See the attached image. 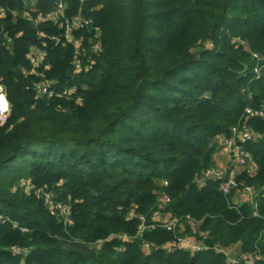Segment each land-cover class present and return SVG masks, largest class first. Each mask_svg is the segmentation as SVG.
<instances>
[{
  "label": "trees",
  "instance_id": "trees-1",
  "mask_svg": "<svg viewBox=\"0 0 264 264\" xmlns=\"http://www.w3.org/2000/svg\"><path fill=\"white\" fill-rule=\"evenodd\" d=\"M59 1L60 20H37ZM77 15L90 24L67 41ZM31 48L45 52L34 74ZM42 81L53 82L52 97L37 95ZM0 83L10 104L0 264H227L236 245V264H264V118L245 113H264V0H0ZM232 127L258 135L244 144L255 173L237 176L256 190L254 205L233 203L220 179L197 183ZM36 189L69 203L73 225L51 216ZM158 193L183 232L138 233L127 218L133 210L149 222ZM187 216L201 221L207 249L166 253L164 244L194 235Z\"/></svg>",
  "mask_w": 264,
  "mask_h": 264
},
{
  "label": "built area",
  "instance_id": "built-area-1",
  "mask_svg": "<svg viewBox=\"0 0 264 264\" xmlns=\"http://www.w3.org/2000/svg\"><path fill=\"white\" fill-rule=\"evenodd\" d=\"M64 10H65V5L63 4L62 1H59L52 11L46 13L45 15H38L37 20L38 21L49 20V21L57 22L63 17ZM24 16L28 20L31 19L29 15H24ZM89 24H90L89 20L84 19L79 15L72 17L70 20L66 21V24L64 25L65 39L67 41H73L71 38L72 31H76L88 27ZM74 45L77 47L76 43H74ZM44 57H45L44 51L35 48L30 49L27 55V59L30 61L32 65V69L28 72V74L35 73L34 70L35 67H37L39 64L42 63ZM252 57L253 59L256 60V62L262 60V58L257 54H253ZM75 69L76 71H80L82 69L78 59L75 61ZM260 72H261V67L255 66L254 73L256 74L257 77L260 76ZM51 85H53V82L50 81H42L40 83H37L35 85L37 95L39 97H47V98L52 97L54 94L53 91L51 90ZM9 112H10V104L7 100L4 87L0 83V127L3 126L4 123L6 122ZM245 113L249 117L264 118V113L262 110L253 111L251 109H245ZM230 132H231V136L228 138H224L223 141V146L229 155V162L226 169L224 170L217 169L215 166L214 168L206 169L201 173L200 177L197 180V183H203L204 181L209 179H220L219 190L224 195H228L231 192H233L234 194H242L244 196L245 202L254 205L253 199H254V195L256 194V190L248 186L240 187L237 181V176L241 171H245L249 175H253L255 173V172L253 173V171L251 170V167L254 164L251 155L244 150V144L254 141L258 137V135L250 131L248 128L240 129L239 127H232L230 129ZM26 188L27 190H29L31 187L27 185ZM35 195H37L42 200L49 214L54 218H56L59 223L63 224L64 226L73 225V221L71 218V205L69 203L56 200L51 193L44 191L43 189H36ZM169 202L170 199L167 196L158 193L155 210L151 213L149 222H147L145 216L134 214L133 210L129 211V213L127 214V218H136L139 221L138 233H141L145 229H152L155 227L156 224H159V226L162 229H165L166 231L173 232L176 227L180 226L181 222L180 219L175 217H170L168 216V214L165 213V210ZM185 219L187 224L191 228L192 233L194 235L198 234L197 236L199 237L200 242L199 241L195 242L194 240L191 242V238H188L186 236L177 238L162 246V249L165 250L166 253H171L174 249H181L184 251H188L191 254H194L201 250L207 249V247H205L203 244V241L205 240L207 234L199 230L201 221L199 222L193 221L188 216ZM21 231L26 232L25 229ZM114 237L115 236H112L111 238ZM116 237L121 239H127V237L125 236L122 237L116 236ZM151 247L154 246L152 244L146 243L142 246V249L144 251H149ZM10 250L13 254L16 255H25L28 251V249L19 248L16 246H13ZM226 258H227V264H236L240 260V259H233L228 254H226ZM246 260L247 263L252 262L248 258Z\"/></svg>",
  "mask_w": 264,
  "mask_h": 264
},
{
  "label": "crops",
  "instance_id": "crops-1",
  "mask_svg": "<svg viewBox=\"0 0 264 264\" xmlns=\"http://www.w3.org/2000/svg\"><path fill=\"white\" fill-rule=\"evenodd\" d=\"M223 141H224V137L222 136L216 138L218 150L213 157L215 167L221 170L226 169L229 162V155L223 146ZM251 170L253 171V173L255 172L256 170L255 165L251 167ZM232 202L238 205L244 203L245 202L244 196L242 194H235L232 197ZM184 229H185V225L184 224L180 225L179 232H183Z\"/></svg>",
  "mask_w": 264,
  "mask_h": 264
},
{
  "label": "rangeland",
  "instance_id": "rangeland-1",
  "mask_svg": "<svg viewBox=\"0 0 264 264\" xmlns=\"http://www.w3.org/2000/svg\"><path fill=\"white\" fill-rule=\"evenodd\" d=\"M72 93V90L71 89H68L64 92L65 96L68 97V95H70ZM24 183V186L26 187L28 185V183L26 182H23ZM186 237L188 238H191V242L194 240L195 242H198L199 241V238L197 236H194L192 234H186ZM193 237V238H192ZM200 242V241H199ZM238 246H233V247H230L227 251V254L230 255L233 259H240V258H243V256H240L239 258V255H238ZM251 256H246V259L247 258H250Z\"/></svg>",
  "mask_w": 264,
  "mask_h": 264
}]
</instances>
